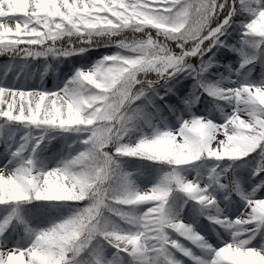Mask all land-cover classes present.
<instances>
[{
	"label": "clouds",
	"instance_id": "clouds-1",
	"mask_svg": "<svg viewBox=\"0 0 264 264\" xmlns=\"http://www.w3.org/2000/svg\"><path fill=\"white\" fill-rule=\"evenodd\" d=\"M25 2L18 0L9 7L22 9ZM98 2L101 7L96 8L93 3L91 9L85 7L83 13L73 15L66 24L43 20L46 32L32 29L41 37L30 42L33 57H67V52L79 46L84 33L92 42L89 47L115 45L118 49L111 55L103 56L90 68L95 71L85 73L84 69H77L70 83L60 90L67 89L66 108L64 101L59 107L53 102L44 119H38L33 114V119L26 123L44 129L37 136L40 139L31 148V154L25 156L31 142L29 138H36L25 133L21 138L23 143L12 153L14 158L19 157L17 166L9 172L14 174L13 178L6 180L0 177V204L32 200L86 202L83 207L72 210L48 227L29 229L33 238L28 249L39 247L41 264H57L56 255H63L67 260L70 252L81 249L97 236L109 242L118 241L117 247L121 244L126 246L132 232L122 228L118 222L120 220L139 227L140 230L135 233L142 249L156 247L152 240L163 245L166 239H171L167 229L179 233L183 228H193L192 225L175 219L169 210L162 216L152 214L155 205L142 214L126 211L120 206L161 199L152 191L157 186L164 188L170 196L171 185L175 183L179 186V180L183 178L179 166L200 160L205 153L207 157L216 159L243 158L264 143V119L255 114L258 109L264 113V90L253 91L248 85L243 86L244 91L254 102L242 98L237 92L240 104L223 125L197 116L191 119L193 127L188 128L189 120H185L178 131L159 132L172 134L168 137L171 148L162 143L155 148H146L148 154L145 155H132L124 151L125 145L136 147L145 138L135 144L123 143L130 127L136 126V117L142 111L137 101L155 91L162 80L167 81L175 72L193 65L192 58L198 56L205 42L221 29H224L221 33L224 36L238 14L246 13L251 17L247 22H241L243 43L253 49L264 45V0H239V6L237 0H175L167 7L168 0H163V3L135 0L131 4L125 0ZM6 23H15V20ZM3 35L0 32V38ZM215 44L216 41H213L210 48ZM250 62L247 58L244 61ZM49 68L50 65L45 71ZM231 90L216 85L214 91L205 89L209 95L224 100L228 99L224 93ZM229 124L231 132L228 131ZM51 128L75 129L85 133L83 143L88 147L56 167L46 171L37 170L35 153ZM221 128L224 129L223 140ZM214 144L222 149V153L213 148ZM110 146H114L115 154L144 157L174 167L151 190L141 191L119 171L113 152L105 150ZM165 204H168V200ZM253 213L255 215L251 218L238 216L232 221L234 236H243L249 231L247 226L256 219L264 223V200L255 202ZM9 217L14 218L13 215ZM174 225H180V228ZM256 226L260 227L259 224ZM146 231L157 235L149 239L145 236ZM171 242L176 243L175 240ZM25 251L21 250L19 255L15 252L9 255L8 264H29V259L35 264L37 253L30 252L29 258H26ZM225 251L231 253V249ZM241 264H264V254L249 249Z\"/></svg>",
	"mask_w": 264,
	"mask_h": 264
},
{
	"label": "rangeland",
	"instance_id": "rangeland-1",
	"mask_svg": "<svg viewBox=\"0 0 264 264\" xmlns=\"http://www.w3.org/2000/svg\"><path fill=\"white\" fill-rule=\"evenodd\" d=\"M243 31L241 23L235 42L230 43L234 48L231 53L225 47L230 38L228 33H225L221 37L224 41L223 45H217L202 58L199 56L192 58L191 62L195 68L199 69L204 66L206 69L200 73L199 77L189 71L181 72L167 81L162 80L155 91L149 92L137 101V104L142 106V111L136 117V126L130 127L123 143L135 144L141 138L150 139L159 132L178 131L185 120H191L197 116L223 124L233 109L237 107L236 102L213 97L206 91L202 92L200 82H207L209 79L213 80V85L224 88H236L244 83L264 85V45H259L255 49L245 45L242 39ZM6 39H15V34L7 36ZM21 47H24L23 43ZM117 50L115 45H105L93 47L90 55V51L87 50L67 57L53 58L51 56L24 57L16 50L5 49L0 55V86L49 92L62 90L66 84L70 83L77 69L88 70L103 56L111 55ZM256 50L261 53L260 62L244 63L246 58L250 59L249 54ZM217 53H222L225 69L223 71L221 69V74L214 77L208 74L210 71L208 65L215 59ZM49 65L50 68L46 72L45 68ZM215 70L218 71L220 68ZM172 92H176L178 96L174 100L167 99L169 98L167 95ZM4 107L6 108L7 104ZM43 131L44 129H37L26 122L11 121L0 117V171L10 172L17 166L19 157L14 158L12 153L23 142L21 138L25 136V133L37 137ZM85 139L86 134L75 129H49L43 143L35 153L37 170L46 171L56 167L63 160L84 150L88 147L83 143ZM31 147L30 145L25 156L31 154ZM105 150L113 152L119 171L124 173L133 186L141 191L151 190L154 185L160 183L163 175L171 172L174 167L166 162L155 161L159 164V170L153 171L143 167L141 161H133L131 156L115 154L114 146ZM257 150L256 157L247 160L236 161V159L229 158L221 160L204 156L200 160L179 166L178 170L185 180L198 182L201 187L207 188L208 193L215 198V205L201 204L173 183L166 210H169L175 219L192 225L194 231L201 235L206 243L211 245V248L194 244L171 228L167 231L171 239L179 240L207 264H210L214 258L215 249L236 239L233 235L234 228L226 227L210 217L235 220L248 209V198L264 199L263 174L254 175L256 169L262 165L264 152L260 148ZM214 168L220 174L218 179L213 176L212 169ZM232 178L235 180L234 183H231ZM232 184H234L233 187ZM84 203L32 200L0 204V222L10 215L14 216L5 231L0 234V250L29 247L33 238L29 229L48 227L72 210L83 207ZM154 205L155 202H147L120 207L129 212L142 214ZM13 210H16L15 213ZM36 219H39L38 223L35 222ZM118 222L126 231L135 233L140 230L135 224L123 220ZM247 227L255 228L256 225L250 224ZM241 238H246V236ZM247 246L264 249V229L258 230ZM170 251L172 258L181 261L182 264H198L191 257L176 249ZM69 260L71 264H166L163 257L154 258V253L151 251L147 254V259L140 255L134 256L130 252L117 249L102 236H97L90 243L85 244L79 252L72 253Z\"/></svg>",
	"mask_w": 264,
	"mask_h": 264
},
{
	"label": "snow or ice",
	"instance_id": "snow-or-ice-1",
	"mask_svg": "<svg viewBox=\"0 0 264 264\" xmlns=\"http://www.w3.org/2000/svg\"><path fill=\"white\" fill-rule=\"evenodd\" d=\"M13 2H18V0H0V9H2V11H0V32L4 34L3 37L0 38V51L5 49H12L16 50L17 53L24 57H33L32 54H30L31 47H33L30 42L41 39L40 36L32 32V29L35 28L39 32H46L42 24L43 20H51L53 21V23L66 24L69 20H71L73 15H79L80 13H83L85 7L91 9L93 3H95L96 8L101 7V4L98 2V0H26L25 6L22 9H13L9 7V5ZM104 2L107 3L108 0H104ZM125 2L131 4L135 3V0H125ZM174 2L175 0H168V3L165 6L167 7ZM157 3H163V0H157ZM17 17H19V19H15ZM10 20H15V23H6V21ZM25 25H27V27H25ZM223 31L224 29H221L214 36H212L211 39L206 41L207 43L205 42L197 55L204 56L206 53L211 52L212 49L217 45H223L224 41L223 44L221 43V33ZM13 33L15 34V39H6L7 36ZM213 41H216V44L215 46H212L210 48V45L213 44ZM22 43L24 44V47H21ZM91 43L92 42L87 38V33H84L83 38L80 40L79 46L73 47L65 55L70 56L75 53H83L87 51L88 48H90L89 45H91ZM101 63H103V61H101ZM95 70L96 69H88L84 70V72L88 73L89 71ZM204 70V66L197 69L193 65H188L184 67L180 72H175L174 76L181 72L189 71L195 73L197 77H199L200 73ZM169 72L172 73L173 70L170 69ZM245 85L251 86L253 88V91L257 89L264 90V85L244 83L239 87L231 88V91H226L224 95L228 97L227 100H234L238 106V104H240V101L237 100L236 93L239 92L242 98H247L250 102H254L253 98L244 91L243 86ZM203 87L204 89H208L209 91H214V85H203ZM66 93L67 89H64L63 91L58 90L55 92H49L35 89L9 88L0 86V117L7 118L11 121L27 122L32 120L33 114H35L38 119H44L53 102H55L56 106L59 107L60 103L64 101L66 108ZM5 104H7L6 108L4 107ZM255 114L261 116V118L264 119V113L259 111V109ZM253 123L255 124L256 121L253 120ZM187 127H193L192 120L188 121ZM228 131H232V127L230 124L228 125ZM171 135V133H158L153 138H145L136 147L129 148L127 145H125L124 151L129 152L132 155H145L148 154L145 152L146 148H155L162 143L171 148V140H168V137H170ZM221 137L222 140L225 139L223 128H221ZM29 139L31 141L30 145L34 147L40 138L36 137ZM213 148L217 151H221L222 153V149H218L215 144L213 145ZM260 150L264 152V143L260 145ZM84 155H87V153H84ZM205 156H207V153H205ZM262 172H264V164L256 169L254 175H259ZM212 173L216 179L219 178L220 174L216 172L215 168L212 169ZM13 176L14 174H11L7 171H0V177H3L6 180L12 179ZM179 187L184 192L188 193L193 199L198 200L201 204L207 206L215 205V198L208 193L207 188L201 187L198 182L181 178L179 180ZM152 191L156 192L157 195L161 197V199L154 201L155 207L152 214L162 216L166 211L165 201H167L169 198L168 192L160 186L152 189ZM258 200L250 198L247 199V205L250 211L246 209L242 215V218H251L253 215H255V213H253V208L255 207V202ZM210 219H215L218 223L232 228L233 220L230 218L220 219L217 217H210ZM11 220L12 218L8 217L5 218L3 222H0V234L5 231L6 227L11 223ZM252 224H259L260 227L256 226L255 228H249V231L243 235L246 236V238H241L242 236H235L236 239H234L233 242L226 243L223 247L215 249L214 258L211 260L210 264H241V261L246 259V253L249 249H256L261 254H264V249H257L247 246L255 237L257 231L260 229H264V223H261L260 219L254 220ZM173 227L180 228V225H174ZM179 234L187 240L193 242L194 244L211 248V245H208L204 239H201L197 232H195L191 227L181 229ZM156 235L157 234L155 232H145V236L149 239H152ZM171 240L175 239H166L163 245L158 243L156 240H152V243H155L156 247H150L149 249L145 250L141 248L140 243L137 239V234L130 233L126 241V246L124 244H121L119 247H117V244L119 243L118 241H113L110 243H112L117 249L123 250L125 252H130L134 256L140 255L145 259H147V254L151 251L154 253V258L163 257L166 261V264H182L181 261L172 258V252L170 251L171 249H176L184 255L191 257L194 261L198 262V264H207V262L203 261L200 257L195 256L191 249L187 248L179 240H175V244H173ZM226 249H231V253L226 252ZM21 250H27L25 251L26 258H29L30 252H36L37 256L35 258V264H41L39 260L40 249L38 246L34 247L33 249H28L27 247L11 249L7 251L0 250V264H8V256L13 252H15L16 255H19ZM80 250L81 249H75L70 253H76ZM55 258L57 260V264H71V261L69 259L65 260L63 255H56ZM29 264H32V259H29Z\"/></svg>",
	"mask_w": 264,
	"mask_h": 264
},
{
	"label": "trees",
	"instance_id": "trees-1",
	"mask_svg": "<svg viewBox=\"0 0 264 264\" xmlns=\"http://www.w3.org/2000/svg\"><path fill=\"white\" fill-rule=\"evenodd\" d=\"M237 6H239V0H237ZM250 18L251 17L249 15H247L246 13L238 14L234 18L235 22L232 24V27L229 28L228 29V32H227L230 38L227 40V43L225 44V47H226V49L229 50V53H231L232 51H234V48L230 45V43L232 41L235 42V38H236V35H237L238 30H239V26H240L241 22H247V20L250 19ZM92 50H93V47L88 48V51H90L89 52V55L93 52ZM1 54H2V52L0 51V55ZM260 54L261 53L258 50H256V52H253V53L249 54V56H250V59L249 60L251 61L250 63L258 62V61L260 62V60H259L260 57H261ZM222 61H223L222 53H217L215 55V59H213V61H211V64L208 65V68H210L209 69L210 71H208V74H210V75H212L214 77H216L217 75L221 74V69H222V71L225 69L224 66H223V62ZM217 68L218 69L220 68V70H218V71L215 70ZM200 83H201L200 85H201V88H202V92H204L205 89H204V87L202 85H213V80H209L208 79L207 82H200ZM176 94H177L176 92L170 93L169 95H167V97H169L167 99H170L171 98V99L174 100V98L178 96ZM0 143H1V138H0ZM257 153H258V150H256L255 152L249 154L246 157L236 159V161H239L241 159L247 160V159H249L251 157L252 158H255L256 155H257ZM131 157L133 158V161H135V160L136 161H141L142 162L141 165L143 167H145L146 169H150V170H153V171H158L159 170V167H158L159 164H157L155 161H151V160H149L147 158L139 157V156H131ZM262 160H263L262 163L264 164V156H263ZM263 177H264V172H263ZM231 181L234 182L233 181V178H232ZM171 187H172V185H171ZM71 256H72V253L69 254V258H71Z\"/></svg>",
	"mask_w": 264,
	"mask_h": 264
},
{
	"label": "bare ground",
	"instance_id": "bare-ground-1",
	"mask_svg": "<svg viewBox=\"0 0 264 264\" xmlns=\"http://www.w3.org/2000/svg\"><path fill=\"white\" fill-rule=\"evenodd\" d=\"M35 222L38 223V222H39V219H36ZM36 227H37V226H36Z\"/></svg>",
	"mask_w": 264,
	"mask_h": 264
}]
</instances>
